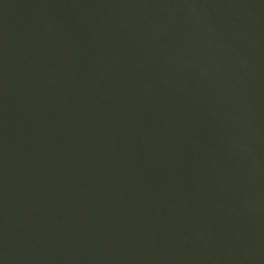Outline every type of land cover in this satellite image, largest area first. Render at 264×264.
Returning a JSON list of instances; mask_svg holds the SVG:
<instances>
[{
    "label": "water",
    "instance_id": "95a60500",
    "mask_svg": "<svg viewBox=\"0 0 264 264\" xmlns=\"http://www.w3.org/2000/svg\"><path fill=\"white\" fill-rule=\"evenodd\" d=\"M0 264H264V0H0Z\"/></svg>",
    "mask_w": 264,
    "mask_h": 264
}]
</instances>
